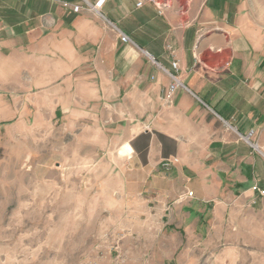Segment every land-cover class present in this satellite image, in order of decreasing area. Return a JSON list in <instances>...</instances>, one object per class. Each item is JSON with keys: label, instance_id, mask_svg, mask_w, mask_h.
<instances>
[{"label": "crops", "instance_id": "0c3cea01", "mask_svg": "<svg viewBox=\"0 0 264 264\" xmlns=\"http://www.w3.org/2000/svg\"><path fill=\"white\" fill-rule=\"evenodd\" d=\"M98 1L0 0V92L117 127L132 151L112 196L163 264H188L264 216V0Z\"/></svg>", "mask_w": 264, "mask_h": 264}, {"label": "rangeland", "instance_id": "374dc122", "mask_svg": "<svg viewBox=\"0 0 264 264\" xmlns=\"http://www.w3.org/2000/svg\"><path fill=\"white\" fill-rule=\"evenodd\" d=\"M38 108L0 92V264H163L152 231L112 196L132 151L115 147L117 127ZM241 225L195 243L188 264H264V216L247 213Z\"/></svg>", "mask_w": 264, "mask_h": 264}, {"label": "built area", "instance_id": "2783aa9c", "mask_svg": "<svg viewBox=\"0 0 264 264\" xmlns=\"http://www.w3.org/2000/svg\"><path fill=\"white\" fill-rule=\"evenodd\" d=\"M151 3L153 4H156V0H149ZM102 4V0H99L95 5H101ZM167 2H162L160 4H158V10L160 11L162 8L166 7L167 6ZM142 5V2H138L137 3V7L141 6ZM119 34V39L122 43H132L130 41V39L125 36L124 34L118 32ZM174 67H176V63L174 62L172 64ZM169 77H170V83L168 85V88H167V97L170 98L172 96V94L175 92V90L178 88V87H183L182 84L178 81V79L172 75V74H169ZM255 190L258 191L259 195L261 196H264V189H258L256 187H254ZM193 196V193L191 191L187 192V197H192Z\"/></svg>", "mask_w": 264, "mask_h": 264}]
</instances>
